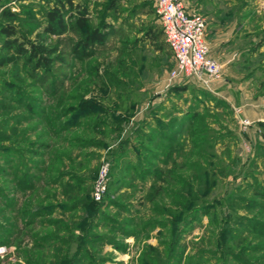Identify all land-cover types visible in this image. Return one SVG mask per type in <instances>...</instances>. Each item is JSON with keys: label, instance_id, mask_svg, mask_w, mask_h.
<instances>
[{"label": "rangeland", "instance_id": "obj_1", "mask_svg": "<svg viewBox=\"0 0 264 264\" xmlns=\"http://www.w3.org/2000/svg\"><path fill=\"white\" fill-rule=\"evenodd\" d=\"M184 2L206 84L168 80L154 0H0V264H264V0Z\"/></svg>", "mask_w": 264, "mask_h": 264}, {"label": "built area", "instance_id": "obj_2", "mask_svg": "<svg viewBox=\"0 0 264 264\" xmlns=\"http://www.w3.org/2000/svg\"><path fill=\"white\" fill-rule=\"evenodd\" d=\"M160 18L162 32L173 59L168 72L169 81L183 84L197 81L216 80L221 76V63L210 55L206 40V20L185 6L184 0H154ZM243 126L250 123L241 120ZM105 171L95 182L92 196L99 201L105 190Z\"/></svg>", "mask_w": 264, "mask_h": 264}, {"label": "trees", "instance_id": "obj_3", "mask_svg": "<svg viewBox=\"0 0 264 264\" xmlns=\"http://www.w3.org/2000/svg\"><path fill=\"white\" fill-rule=\"evenodd\" d=\"M70 3V0H67ZM71 4V3H70ZM80 16L78 17V24L81 27V29H85V25H86V15L84 11H79ZM7 15H11L10 13H7ZM47 20L49 22V26L48 29L49 30H60L61 32H63L65 30L64 27V20H63V15L59 10H54L51 11L48 15H47ZM52 28V29H50ZM2 34H4L5 36H7V39H5V42L3 44V46L5 48H12L15 47L16 51L21 54L24 55L27 53L28 55V60L33 61L35 60L38 56L40 58V56L43 53H46L45 50L41 51L39 50L36 46H31V49H25L23 45H21L20 43H17L16 39H10L12 37V35L14 34V29H12L9 26H4L2 28L1 31ZM104 40V36L103 34L98 31V30H89L87 32L84 33L83 39L81 41V46L82 48L85 50H88L89 48L93 47L95 44H102ZM83 51V52H84ZM36 59L37 61V65L41 66L44 64H47V62L43 59ZM11 62H13V59L11 57L9 58H5V59H1L0 60V66H4L5 64H10ZM264 126V124H262Z\"/></svg>", "mask_w": 264, "mask_h": 264}, {"label": "crops", "instance_id": "obj_4", "mask_svg": "<svg viewBox=\"0 0 264 264\" xmlns=\"http://www.w3.org/2000/svg\"><path fill=\"white\" fill-rule=\"evenodd\" d=\"M214 38V37H213ZM218 38H220V36L218 35V36H216L215 35V38H214V40L215 41H218L217 39ZM167 45V44H166ZM208 46H209V44H208ZM168 47V46H167ZM169 49V48H168ZM210 49V48H209ZM170 51V50H169ZM171 53V52H170ZM172 55V54H171ZM210 55L212 56V57H214V58H216L218 61H220V59L217 57V56H215V54H213L212 52H211V50H210Z\"/></svg>", "mask_w": 264, "mask_h": 264}]
</instances>
